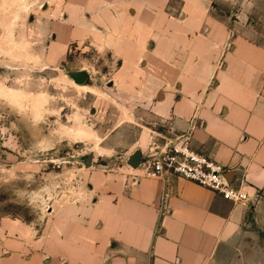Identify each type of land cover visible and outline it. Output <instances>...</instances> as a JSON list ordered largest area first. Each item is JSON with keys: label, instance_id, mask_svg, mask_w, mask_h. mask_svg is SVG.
Segmentation results:
<instances>
[{"label": "crops", "instance_id": "crops-1", "mask_svg": "<svg viewBox=\"0 0 264 264\" xmlns=\"http://www.w3.org/2000/svg\"><path fill=\"white\" fill-rule=\"evenodd\" d=\"M206 1L183 0L174 17L169 0H98L107 14L98 23L127 69L158 62L160 85L175 89L152 104L163 127L157 135H188L194 151L230 170L250 202L233 204L183 179L143 178L130 167L104 176L99 202L79 219V229L103 242L78 244L66 234L26 250L20 243V264H264V48L238 36L225 47L218 33L204 32ZM154 38L159 47H144Z\"/></svg>", "mask_w": 264, "mask_h": 264}, {"label": "rangeland", "instance_id": "rangeland-1", "mask_svg": "<svg viewBox=\"0 0 264 264\" xmlns=\"http://www.w3.org/2000/svg\"><path fill=\"white\" fill-rule=\"evenodd\" d=\"M182 3L169 0L166 13L179 17ZM206 3L204 32L225 47L238 36L264 48V0ZM99 15L98 0H0V264H20V243L103 242L79 229L82 213L99 202L104 176L129 169L151 137L163 141L152 104L175 89L160 85L158 62L127 69ZM78 71L84 85L69 76ZM145 78L157 85H129Z\"/></svg>", "mask_w": 264, "mask_h": 264}, {"label": "built area", "instance_id": "built-area-1", "mask_svg": "<svg viewBox=\"0 0 264 264\" xmlns=\"http://www.w3.org/2000/svg\"><path fill=\"white\" fill-rule=\"evenodd\" d=\"M155 139L143 154L138 169L140 177L150 179H183L206 188L233 204L250 202L249 195L234 185L230 170L212 158L194 151L188 135Z\"/></svg>", "mask_w": 264, "mask_h": 264}, {"label": "water", "instance_id": "water-1", "mask_svg": "<svg viewBox=\"0 0 264 264\" xmlns=\"http://www.w3.org/2000/svg\"><path fill=\"white\" fill-rule=\"evenodd\" d=\"M69 76L77 85H84L88 80V73L86 71L72 72L69 74ZM141 158V152L136 151L134 154H132L129 160V166L133 169H137L140 164Z\"/></svg>", "mask_w": 264, "mask_h": 264}]
</instances>
